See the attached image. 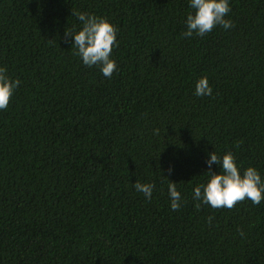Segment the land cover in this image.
I'll return each mask as SVG.
<instances>
[{"label":"trees","instance_id":"1","mask_svg":"<svg viewBox=\"0 0 264 264\" xmlns=\"http://www.w3.org/2000/svg\"><path fill=\"white\" fill-rule=\"evenodd\" d=\"M229 5L234 27L185 37L190 0H0V67L20 81L0 110V264H264V200L194 198L214 151L264 181V0ZM72 11L117 28L111 78L74 55Z\"/></svg>","mask_w":264,"mask_h":264},{"label":"clouds","instance_id":"2","mask_svg":"<svg viewBox=\"0 0 264 264\" xmlns=\"http://www.w3.org/2000/svg\"><path fill=\"white\" fill-rule=\"evenodd\" d=\"M190 7L194 10L187 16V31L185 37H192L193 34L200 37L212 32L218 25L225 30L234 27L231 20L225 17L231 11L229 0H190ZM78 20L82 22V30L74 32L66 29L65 36L74 37L72 48L74 55L82 59L88 67L98 66L103 75L111 78L117 70L116 62L111 59L113 47H119L117 41V28L108 20L98 18L88 13L73 12ZM19 79L13 80L7 75L6 67H0V110H6L10 104L16 88L19 86ZM213 92L207 77L200 78L195 87V95L198 97L211 96ZM159 133V129L156 130ZM239 147V142L237 143ZM207 164L209 167L210 179L206 185H198L194 189V198L210 205L214 209H233L237 204L251 200L254 205H259L264 200V181L255 167H248L240 171L233 153L228 152L220 156L216 151L209 153ZM221 166V172L216 174L211 171L212 165ZM172 169H169L171 172ZM137 192L142 193L151 200L155 185L150 183H135ZM171 199V209L179 210L181 207V193L177 190L176 183L168 185ZM200 210L201 204L195 205ZM213 218L209 217V223ZM243 235V231L239 230Z\"/></svg>","mask_w":264,"mask_h":264}]
</instances>
